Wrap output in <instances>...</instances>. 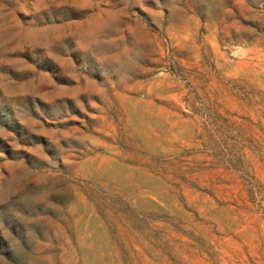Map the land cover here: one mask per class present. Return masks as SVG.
<instances>
[{
	"label": "rangeland",
	"instance_id": "obj_1",
	"mask_svg": "<svg viewBox=\"0 0 264 264\" xmlns=\"http://www.w3.org/2000/svg\"><path fill=\"white\" fill-rule=\"evenodd\" d=\"M0 264H264V0H0Z\"/></svg>",
	"mask_w": 264,
	"mask_h": 264
}]
</instances>
